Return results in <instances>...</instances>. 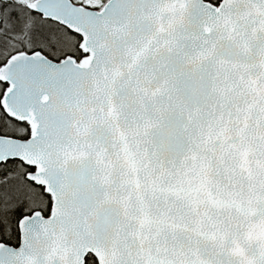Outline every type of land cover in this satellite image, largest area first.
I'll return each mask as SVG.
<instances>
[{"label":"snow or ice","instance_id":"snow-or-ice-1","mask_svg":"<svg viewBox=\"0 0 264 264\" xmlns=\"http://www.w3.org/2000/svg\"><path fill=\"white\" fill-rule=\"evenodd\" d=\"M0 264H264V0H0Z\"/></svg>","mask_w":264,"mask_h":264}]
</instances>
